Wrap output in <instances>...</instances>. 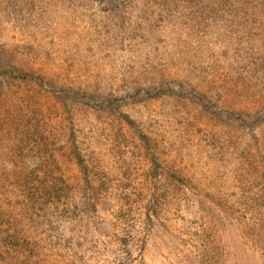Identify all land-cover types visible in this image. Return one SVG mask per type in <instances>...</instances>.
Returning <instances> with one entry per match:
<instances>
[{
  "label": "rangeland",
  "instance_id": "374dc122",
  "mask_svg": "<svg viewBox=\"0 0 264 264\" xmlns=\"http://www.w3.org/2000/svg\"><path fill=\"white\" fill-rule=\"evenodd\" d=\"M0 264H264V0H0Z\"/></svg>",
  "mask_w": 264,
  "mask_h": 264
}]
</instances>
